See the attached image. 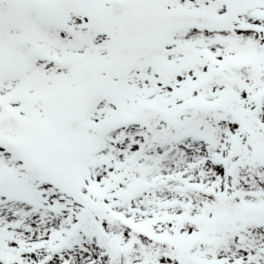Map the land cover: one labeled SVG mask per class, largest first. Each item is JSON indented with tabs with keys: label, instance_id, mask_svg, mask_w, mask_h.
I'll return each mask as SVG.
<instances>
[{
	"label": "snow or ice",
	"instance_id": "obj_1",
	"mask_svg": "<svg viewBox=\"0 0 264 264\" xmlns=\"http://www.w3.org/2000/svg\"><path fill=\"white\" fill-rule=\"evenodd\" d=\"M0 264H264V0H0Z\"/></svg>",
	"mask_w": 264,
	"mask_h": 264
}]
</instances>
